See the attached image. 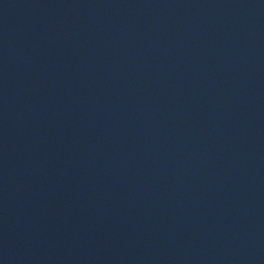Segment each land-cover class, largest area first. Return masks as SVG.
Masks as SVG:
<instances>
[{
	"label": "water",
	"instance_id": "obj_1",
	"mask_svg": "<svg viewBox=\"0 0 264 264\" xmlns=\"http://www.w3.org/2000/svg\"><path fill=\"white\" fill-rule=\"evenodd\" d=\"M0 264H264V0H0Z\"/></svg>",
	"mask_w": 264,
	"mask_h": 264
}]
</instances>
